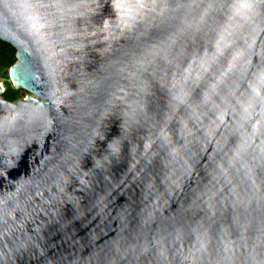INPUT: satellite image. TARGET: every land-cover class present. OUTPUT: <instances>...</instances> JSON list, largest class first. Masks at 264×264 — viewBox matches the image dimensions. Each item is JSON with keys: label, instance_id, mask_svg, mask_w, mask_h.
Segmentation results:
<instances>
[{"label": "water", "instance_id": "obj_1", "mask_svg": "<svg viewBox=\"0 0 264 264\" xmlns=\"http://www.w3.org/2000/svg\"><path fill=\"white\" fill-rule=\"evenodd\" d=\"M0 40V264H264V0H0Z\"/></svg>", "mask_w": 264, "mask_h": 264}, {"label": "trees", "instance_id": "obj_2", "mask_svg": "<svg viewBox=\"0 0 264 264\" xmlns=\"http://www.w3.org/2000/svg\"><path fill=\"white\" fill-rule=\"evenodd\" d=\"M17 50L8 42L0 40V79H6V89L3 97L11 102H17L26 97V92L14 88L9 71L17 61Z\"/></svg>", "mask_w": 264, "mask_h": 264}, {"label": "rangeland", "instance_id": "obj_3", "mask_svg": "<svg viewBox=\"0 0 264 264\" xmlns=\"http://www.w3.org/2000/svg\"><path fill=\"white\" fill-rule=\"evenodd\" d=\"M12 82V81H11ZM0 85H3V87H4V89H6V79H3V80H1L0 79ZM26 92V91H25ZM27 94H26V96L29 94L28 92H26Z\"/></svg>", "mask_w": 264, "mask_h": 264}, {"label": "snow or ice", "instance_id": "obj_4", "mask_svg": "<svg viewBox=\"0 0 264 264\" xmlns=\"http://www.w3.org/2000/svg\"><path fill=\"white\" fill-rule=\"evenodd\" d=\"M138 2H140V0H138ZM262 79H264V77H262ZM259 95V93H257V96ZM262 99H264V98H262Z\"/></svg>", "mask_w": 264, "mask_h": 264}]
</instances>
